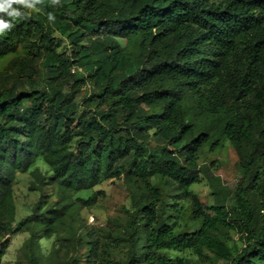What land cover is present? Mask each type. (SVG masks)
I'll return each mask as SVG.
<instances>
[{
    "label": "trees",
    "instance_id": "1",
    "mask_svg": "<svg viewBox=\"0 0 264 264\" xmlns=\"http://www.w3.org/2000/svg\"><path fill=\"white\" fill-rule=\"evenodd\" d=\"M13 7L23 15L0 13L12 25L0 34V58L22 49L27 56L12 62L14 85L0 81V264L11 235L35 227L40 239L51 238L113 178L130 193L124 264H189L169 251L264 264V0ZM36 74L45 75L43 87L16 91ZM222 138L236 148L243 175L231 199L207 205L192 190L201 181L197 161ZM25 175L31 191L57 186L66 203L41 214L37 205L17 222L16 186ZM223 228L244 237L234 257Z\"/></svg>",
    "mask_w": 264,
    "mask_h": 264
},
{
    "label": "rangeland",
    "instance_id": "2",
    "mask_svg": "<svg viewBox=\"0 0 264 264\" xmlns=\"http://www.w3.org/2000/svg\"><path fill=\"white\" fill-rule=\"evenodd\" d=\"M25 9L37 12L35 8ZM135 49L133 47L129 51L135 53ZM25 56L27 51L22 49L0 58V81L7 86L14 85L16 76L11 71L12 62ZM44 77L36 74L31 82L20 79L16 91H29L38 84L45 85ZM63 87L64 90L69 89L67 84ZM90 93V86L82 89L78 99L80 110L84 108V98ZM155 143L152 140V144ZM197 165L201 171V181L192 190L201 202L214 205L217 201L226 202L234 196L243 174L238 152L229 139L222 138L213 150L210 144L205 145L199 154ZM41 166L46 176L52 174L47 166ZM30 180V175L22 176L16 186L17 222L31 215L37 205L38 213L41 214L50 207L66 203L60 199L61 193L57 186H40L38 191H31ZM249 185L246 181L244 187L248 188ZM93 193L97 197L96 204L74 209L66 223L51 238L40 239L39 228L35 227L11 235L10 246L2 264H124L129 248L120 239L125 234L128 211L131 209L130 193L122 178L103 180L94 188ZM17 225L18 223L14 224L15 227ZM221 233L233 257L245 247L244 237L236 230L223 228ZM91 242L96 243L99 254L97 258L90 250ZM167 254L173 259L184 258L189 264H231L223 259L205 261L191 251H169Z\"/></svg>",
    "mask_w": 264,
    "mask_h": 264
},
{
    "label": "clouds",
    "instance_id": "3",
    "mask_svg": "<svg viewBox=\"0 0 264 264\" xmlns=\"http://www.w3.org/2000/svg\"><path fill=\"white\" fill-rule=\"evenodd\" d=\"M38 0H0V13H5L9 17H21L23 15L19 7H13V5L23 6L25 8H35ZM56 0H53L55 3ZM48 20L54 21L55 16L52 13H48ZM12 25L9 21L0 17V34L4 33L5 30L10 29Z\"/></svg>",
    "mask_w": 264,
    "mask_h": 264
}]
</instances>
